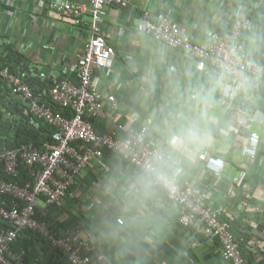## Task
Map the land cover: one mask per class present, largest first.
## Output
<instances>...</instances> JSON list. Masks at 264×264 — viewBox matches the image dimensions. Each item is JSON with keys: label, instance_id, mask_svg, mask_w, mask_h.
Instances as JSON below:
<instances>
[{"label": "crops", "instance_id": "0c3cea01", "mask_svg": "<svg viewBox=\"0 0 264 264\" xmlns=\"http://www.w3.org/2000/svg\"><path fill=\"white\" fill-rule=\"evenodd\" d=\"M49 1L0 0V40L10 50L0 69L8 68L36 101L52 106L48 91L53 81L73 76L75 56L89 34L50 11ZM263 6L264 0H132L123 9L107 7L101 25L115 60L107 75L97 71L94 76L99 91L116 95L119 120L126 130L146 126L161 144L177 138L166 170L180 168L202 185L212 183L209 207L222 209L232 220L243 218L237 228L245 238V264H264V78L256 90L239 95L256 113L253 129L260 140V180L245 178L237 186L239 171L250 170L239 155L245 136L227 113L206 109L213 85L209 69L180 50L137 33L136 23L144 7L154 16L166 15L193 42L203 43L210 33L227 35L235 18ZM242 42L249 57L264 65V23L245 33ZM0 95L17 99L12 111L16 124L3 126L0 132V149L13 150L21 132L41 131L42 125L30 115L29 100L13 95L1 78ZM132 114L136 122L128 120ZM202 151L222 159L227 171L232 170L226 180L214 181L201 172L195 155ZM139 180L129 166L122 168L105 158L95 161L76 179L66 206L47 212L48 220L62 225L64 232L79 231L90 249V264H226L216 241L180 227L172 206L156 199L148 182ZM40 246L43 249L37 247L32 253L33 261L59 264L55 252L43 243Z\"/></svg>", "mask_w": 264, "mask_h": 264}, {"label": "built area", "instance_id": "2783aa9c", "mask_svg": "<svg viewBox=\"0 0 264 264\" xmlns=\"http://www.w3.org/2000/svg\"><path fill=\"white\" fill-rule=\"evenodd\" d=\"M50 0L48 8L60 19L73 27L87 29L89 38L75 56L72 77L55 79L48 91L50 102L61 111L36 101L20 78L8 68L0 69V78L10 87L15 96L29 100V112L34 120L52 129L51 143L39 149L25 144L13 150L0 149V166L6 179H16L18 165L29 173L24 186L0 178V264H24L23 252L14 246L26 232L39 237L56 253L63 256L67 264H90V249L82 241L77 229L66 230L62 235L54 232L52 220L47 212L63 209L76 179L93 162H101L109 152L139 176L147 179L151 186L163 192L176 211L177 223L183 229L193 230L199 237L218 243L223 262L245 264L240 243L230 230L231 216L222 209L209 207L215 186L202 185L184 175L180 168L169 172L165 166L171 163V151L177 138L161 144L154 131L142 126L126 130L119 118V102L115 94H104L98 90L94 79L97 71L107 75L115 60L114 49L108 45L102 28V19L107 7L123 9L132 0ZM264 11V6L262 7ZM250 12L243 13L232 22L225 36L210 33L206 42L195 43L187 31L176 22L160 13L152 15L142 8L136 23V31L147 35L169 49L180 50L183 55L206 66L213 77V97L207 101L206 109H221L227 113L245 136L239 147V155L248 166L257 159L260 147L258 134L254 131L256 113L239 99L242 91H254L264 78V65L251 59L242 38L251 30ZM88 21H84V15ZM29 48L33 45L29 44ZM69 113L66 117L63 112ZM89 119L106 124V132L98 134ZM137 121L132 114L128 118ZM201 172L214 181L226 180V163L207 151L195 155ZM245 170L239 171L235 183L240 186L246 178ZM264 183V174H263ZM45 212V213H44ZM224 218V220H222ZM117 224L123 223L117 219ZM28 264H38L32 261Z\"/></svg>", "mask_w": 264, "mask_h": 264}, {"label": "trees", "instance_id": "16d2710c", "mask_svg": "<svg viewBox=\"0 0 264 264\" xmlns=\"http://www.w3.org/2000/svg\"><path fill=\"white\" fill-rule=\"evenodd\" d=\"M248 19L251 22L252 28L251 29H258L259 26H261L264 23V11L261 9H252L248 15ZM213 97V93L210 96V99ZM49 103L50 99H49ZM48 105V104H46ZM50 106V105H49ZM51 108L56 111V112H60L61 110L56 107L55 105H52ZM63 114L66 117H69V113L62 111ZM89 122L93 125L95 131L98 134H102L106 132V124L103 121H99L97 119H89ZM39 124L42 125L41 131H25V132H21L18 136H17V147L21 146V145H25V144H33L35 147L41 149L43 148V146L47 143H51V134H52V129L50 127H48L47 125L40 123ZM104 158L109 160L110 162H112L115 165H119L122 168L126 167L127 164L121 160H119L118 158H116L115 156H113V154L109 153V152H105L104 153ZM260 168L261 166L258 163V160L256 159L252 165L250 166V170L248 172V174L246 175V179L249 180L251 178L255 179L256 181L260 180ZM142 180H139V183L142 182H148V185L150 186V193L155 195L156 199H158L160 202L167 204L169 203L166 199V196L163 192L159 191L158 189H155L151 186L150 182L145 179L143 176H140ZM0 178L4 179L6 181H13L14 183H18L20 186H24L25 183L29 180V173L28 171L25 169V167L23 165H18L17 168V177L16 179H6L3 176V171L2 168L0 166ZM147 202V200H145ZM148 203V202H147ZM50 217V216H49ZM49 217L43 218L42 220L49 222ZM222 220H224V218H222ZM243 222V218H241V216H239L238 218H234L231 222H230V230L233 233L235 239L240 243V250H241V254L243 256V253L245 251V245H244V236L242 234V232H239L237 225H240ZM51 229L58 233L59 235H62L64 233L63 226L59 225V224H52ZM25 235L20 236V238L18 239L17 244L14 246V250L16 252H23V261L24 264H28L30 261H33L34 258L32 256V253L34 250H36L37 247H41L40 243H43L44 246L46 245L47 247L48 244L44 241H42L39 237H37L36 235L32 234L31 232H26L24 233ZM41 249H43V247H41ZM50 250H52L49 247ZM53 251V250H52ZM55 252V251H53ZM56 260L59 261V264H67L66 260L63 256H61L60 254L56 253ZM226 264H230V263H226Z\"/></svg>", "mask_w": 264, "mask_h": 264}, {"label": "water", "instance_id": "95a60500", "mask_svg": "<svg viewBox=\"0 0 264 264\" xmlns=\"http://www.w3.org/2000/svg\"><path fill=\"white\" fill-rule=\"evenodd\" d=\"M5 47V48H4ZM8 56V53H10L9 47L4 46V42H2L0 40V58L1 61L3 59L8 60V57H6V54ZM17 99L13 96V97H4L0 95V132L3 129V126H9L10 123L12 124H16L15 121L13 120V113L12 111H15L17 108V103H16ZM12 127L11 130H13L15 127ZM0 139H1V135H0Z\"/></svg>", "mask_w": 264, "mask_h": 264}]
</instances>
